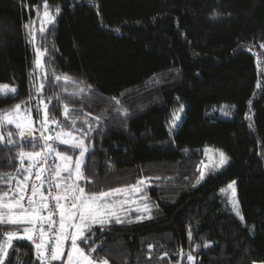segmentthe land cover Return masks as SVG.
<instances>
[{
  "label": "trees",
  "instance_id": "trees-1",
  "mask_svg": "<svg viewBox=\"0 0 264 264\" xmlns=\"http://www.w3.org/2000/svg\"><path fill=\"white\" fill-rule=\"evenodd\" d=\"M35 45L44 53L39 68ZM0 85L16 89L0 93V113L20 105L44 131V101L50 117L85 140L86 179L78 184L87 194L125 190L108 198L123 223L113 217L103 229L92 225L91 247L102 245L97 260L264 264V0H0ZM78 86L85 91L71 95ZM65 105L73 110L68 119ZM179 105L183 116L170 134L167 122ZM48 127L45 135L60 131ZM0 135V195L7 201L28 175L29 161L21 165L18 153L33 146L21 144L14 125ZM206 147L223 152L228 164L197 186ZM48 159L54 169L58 159ZM41 179L46 197L52 178ZM230 182L241 219L220 193ZM23 227L0 225V241ZM3 264L41 260L23 239L13 241Z\"/></svg>",
  "mask_w": 264,
  "mask_h": 264
},
{
  "label": "snow or ice",
  "instance_id": "snow-or-ice-1",
  "mask_svg": "<svg viewBox=\"0 0 264 264\" xmlns=\"http://www.w3.org/2000/svg\"><path fill=\"white\" fill-rule=\"evenodd\" d=\"M47 9V5H45ZM57 11H59L57 9ZM45 17L48 18L49 22H52V17L46 10L44 13ZM27 27V25L25 26ZM43 31V29L41 30ZM35 37H33V41ZM39 49H37V66H40V57L43 56ZM57 81L61 78L56 77ZM64 80L66 83L74 81L70 77L65 76ZM83 83V82H81ZM44 88V84L40 85L37 92L40 93ZM90 89L91 85H87ZM85 91V88L78 86V91L71 93V95H79ZM15 88H10L8 85H0V93L7 96L8 93H15ZM60 99V97H57ZM115 100V98H113ZM44 105V120L41 123V127L44 131H41L39 139L43 140V146L40 151H35L37 144L35 141L37 137L33 135L35 128L33 122L30 119V110L25 109L23 113L21 112V106L16 105L11 111L0 113V128L5 125H14L18 130V135L21 138V144L25 142V138L28 137L29 142L32 143L33 150L30 152H25L23 149L18 153L21 165L24 164L25 160L29 161V166L24 169L28 173L24 177L22 186L18 185L20 195L17 198L13 196L5 201V196L0 195V225H11V226H24L23 235L18 234L15 231L5 233V239L0 241V264H3V258L8 255V248L12 246L14 240L27 239L32 242L36 249V256L41 260V264H52L53 261H61V264H107L106 260H97L95 258V253L99 250L102 245L97 247H91L94 240L91 239V234H93L92 225L100 224L101 229L108 223L111 218L115 217V222L117 224L123 223L116 212V206L108 202V198L114 197L115 195L125 191L123 189H114L108 192L101 191L99 194H87L85 188L80 187L78 183H65L63 186V193L58 194L52 199L56 202V209L59 211V228L55 232L54 240L50 233L53 231V226L56 223L52 219V214L45 217L41 215V212L49 208L48 197L40 194V189L44 184V180L51 177L52 182L49 183V188H61V184L57 183V180L70 179L73 175L76 181L80 179H86L82 171V165L90 152L89 147L86 145L84 139H78L71 130H66L62 122L55 119V117H50L48 115V103L41 101ZM119 104L120 101L116 100ZM182 110V109H181ZM72 109L65 105L64 115L68 119ZM117 112L126 114V109H117ZM180 117L177 114L174 120H178ZM54 124L60 129L55 136L45 135V132H49V123ZM76 121L72 120L71 124L75 126ZM91 131V129H89ZM12 133H8V144L14 145L12 139ZM87 135V133H85ZM4 140V137L0 135V142ZM54 141H59L60 144L67 145L72 149H79V157L73 159L72 156L64 155L57 150ZM207 152V150H206ZM54 155L55 159L63 162V165H57L55 169L51 166L44 167L46 164L48 156ZM220 165L227 162V158L224 154L220 153ZM33 169H36L35 179L39 181V184L33 183L31 186L32 195L27 197V206L22 202L25 200L23 195L24 190L28 187V180L32 175ZM19 171V169L17 170ZM62 172H67L68 177L65 178L61 176ZM203 179V174L201 176ZM144 181H138V184H143ZM232 189V195L235 196V189L233 185L228 186ZM140 189L137 187L136 191ZM223 191V190H222ZM40 194V200L37 201L35 197ZM61 201L65 203L62 204ZM234 209L236 208V202L232 200ZM147 209V206H145ZM237 214L239 212L237 211ZM45 224H47V229H45ZM69 229H74V231L69 232ZM88 233V234H86ZM71 240V248L67 252V259L63 261L62 255L64 252V241ZM79 241V243H78ZM50 254L46 255L49 252ZM81 245L88 246L87 249ZM207 247V245H205ZM189 260H192L191 255L188 256Z\"/></svg>",
  "mask_w": 264,
  "mask_h": 264
},
{
  "label": "rangeland",
  "instance_id": "rangeland-1",
  "mask_svg": "<svg viewBox=\"0 0 264 264\" xmlns=\"http://www.w3.org/2000/svg\"><path fill=\"white\" fill-rule=\"evenodd\" d=\"M37 49H39V47L37 45H35L34 46V54H35V56H34V63H35V66L37 68H39L41 66V63H42V56L40 57V61H41L40 66H37V64H36V60H37ZM183 110H184L183 105H179L177 107V109L171 114V117H170V119L167 122V130H168V132L170 134H172L175 131V129L177 128V126L179 125V123H180V121L182 119V116H183ZM44 112H45V110H44V106H43L42 109H41L42 120H44ZM177 114L179 115L180 118L178 120H174V117ZM221 114L222 115H225V116L229 115L227 110H221ZM41 131H43L41 128H35V131L34 132H36V133L33 132V135L35 137H37V139H39L40 134H41ZM39 140L43 144V140H41V139H39ZM73 150L76 151V153H71L70 155H68L66 153H62V154L68 155V156H72L73 159L79 157V149H73ZM206 150H207V152H206ZM220 153H221V151H219V150L212 149V148H207V147L202 150V161H201V165H200V173H199L198 180H197V184H196L197 186L200 185L204 181V179H205V177L207 175L213 174V173H216V172H220L223 169H225V167L228 164V160H227V162L225 164L220 165V159H221ZM58 164L62 166L63 165V162L60 161V160H57L54 169L56 168V166ZM202 174H203V179H201ZM61 176L67 178L68 177V173L67 172H62L61 173ZM34 182H37L35 178H34V180L31 179V178L28 180V182H27L28 183V187L24 190L23 195H25V193L29 190V185H30V195H32L31 186H32V184ZM56 182L61 184V188H59V189L56 188V195H58V194H62L63 193V186H64L65 183H78L79 181H76L75 176L73 175L70 179L57 180ZM229 185H233V188L235 189V196L234 197L232 195V189H230L228 187ZM19 186H22V183H20ZM15 192H16V197L18 198L19 195L21 194L20 191H19L18 185L16 186V191ZM220 193L227 200V202H228V204H229L232 212L236 216H238L239 219H241L240 213L237 214V211L239 212V206H238L237 197H236L235 182H230L227 185H225L220 190ZM40 194H42L44 196L43 186L40 189ZM40 194H39V196L38 195L36 196L37 198H35L37 201L40 200ZM233 199L236 202V208L235 209H234V206H233V203H232V200ZM61 203L64 204L65 202L64 201H61ZM25 206H27V204H25ZM41 215L47 217V216H49V213L46 212V210H44V211L41 212ZM57 221H58L57 226L54 228L55 229V232L58 231V228H59V213L57 215ZM45 226H47V224H45ZM71 231H74V229H69V232H71ZM55 232H51L52 235L50 233V236H52L53 240H54V237H55ZM70 248H71V240L69 239V240L64 241V252H63V255H62V258H61L63 261H66V259H67V252L70 250ZM52 263L53 264H55V263H61V261H53ZM255 264H263V263H255Z\"/></svg>",
  "mask_w": 264,
  "mask_h": 264
},
{
  "label": "built area",
  "instance_id": "built-area-1",
  "mask_svg": "<svg viewBox=\"0 0 264 264\" xmlns=\"http://www.w3.org/2000/svg\"><path fill=\"white\" fill-rule=\"evenodd\" d=\"M36 133V132H34ZM25 139L29 140L30 138L26 137ZM44 167H47V166H53V162L52 160H49L47 159V162L45 165H43ZM49 184H47V190H46V197H48V200H47V203L49 205V211L50 213L52 214V219L54 220V217H55V213H56V208H55V202H54V199H52V197H55V188H49L48 187ZM25 200L23 201L24 204H27V197L30 196L29 193H25Z\"/></svg>",
  "mask_w": 264,
  "mask_h": 264
},
{
  "label": "crops",
  "instance_id": "crops-1",
  "mask_svg": "<svg viewBox=\"0 0 264 264\" xmlns=\"http://www.w3.org/2000/svg\"><path fill=\"white\" fill-rule=\"evenodd\" d=\"M38 196H39V194H38ZM37 198V197H36Z\"/></svg>",
  "mask_w": 264,
  "mask_h": 264
}]
</instances>
